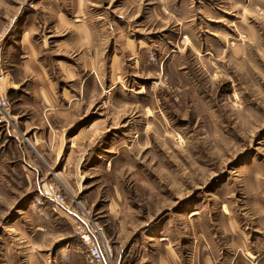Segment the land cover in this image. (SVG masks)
Wrapping results in <instances>:
<instances>
[{
    "label": "rangeland",
    "instance_id": "obj_1",
    "mask_svg": "<svg viewBox=\"0 0 264 264\" xmlns=\"http://www.w3.org/2000/svg\"><path fill=\"white\" fill-rule=\"evenodd\" d=\"M0 95V264H264V0H0Z\"/></svg>",
    "mask_w": 264,
    "mask_h": 264
},
{
    "label": "built area",
    "instance_id": "obj_2",
    "mask_svg": "<svg viewBox=\"0 0 264 264\" xmlns=\"http://www.w3.org/2000/svg\"><path fill=\"white\" fill-rule=\"evenodd\" d=\"M9 102L6 97L0 95V117L2 120L7 119L10 114ZM51 200L56 203L57 208L65 202V197L59 193L50 194ZM78 235L81 237L83 243L89 248V263L90 264H106L105 263V251L104 245H100L96 236L86 231V229L79 226Z\"/></svg>",
    "mask_w": 264,
    "mask_h": 264
}]
</instances>
